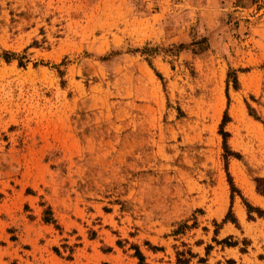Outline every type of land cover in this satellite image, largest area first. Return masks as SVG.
Returning <instances> with one entry per match:
<instances>
[{"label": "rangeland", "instance_id": "obj_1", "mask_svg": "<svg viewBox=\"0 0 264 264\" xmlns=\"http://www.w3.org/2000/svg\"><path fill=\"white\" fill-rule=\"evenodd\" d=\"M3 51L0 264H264V0H0Z\"/></svg>", "mask_w": 264, "mask_h": 264}, {"label": "trees", "instance_id": "obj_2", "mask_svg": "<svg viewBox=\"0 0 264 264\" xmlns=\"http://www.w3.org/2000/svg\"><path fill=\"white\" fill-rule=\"evenodd\" d=\"M14 56H15L14 53H9V52H7V51H3L2 53H0V59L3 58L6 62H10V60H11ZM20 64H21V62H20ZM235 81H236V80H235ZM225 118H226V117H224L223 122H222L221 125H223V123L225 122ZM220 133H221V135H222V137H223V147H224V149H225V151H226V154H225L224 156H225V159L227 160V152H228V153L230 152V151H228V147H227V144H226V136H227V133L224 132L222 129H221ZM228 177H229V182H230V185H231V189H232V191H234V188H235V187H234V185H233V183H232V180H231L229 174H228ZM246 204H247L248 210L250 211V210L252 209V207H251L248 203H246ZM257 210H258L259 212H261L259 209H257ZM228 215H229V213H228ZM227 219H228V217L226 216V217L223 219V222H226ZM232 220L234 221L235 219H232ZM135 256H137V257L139 258V261H140V262H143V255L141 254V252H140L138 249H136ZM178 262L182 264L183 261H182L181 259L178 258Z\"/></svg>", "mask_w": 264, "mask_h": 264}, {"label": "bare ground", "instance_id": "obj_3", "mask_svg": "<svg viewBox=\"0 0 264 264\" xmlns=\"http://www.w3.org/2000/svg\"><path fill=\"white\" fill-rule=\"evenodd\" d=\"M237 172H238V170H237ZM247 185H248V183H247ZM239 212V211H238Z\"/></svg>", "mask_w": 264, "mask_h": 264}]
</instances>
